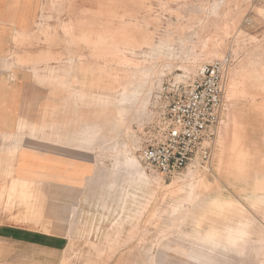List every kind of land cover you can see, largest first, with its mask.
Here are the masks:
<instances>
[{"label":"rangeland","instance_id":"1","mask_svg":"<svg viewBox=\"0 0 264 264\" xmlns=\"http://www.w3.org/2000/svg\"><path fill=\"white\" fill-rule=\"evenodd\" d=\"M70 24L71 35L63 30ZM103 33L113 36V42L103 40L99 36ZM19 44L13 56L41 59L32 64L40 84L57 82L73 97L84 93L91 100L90 93L99 91L101 98L113 99L89 101L99 108L86 115L90 126L84 130L73 127L80 124L78 117L71 124L52 125L58 129L55 144L82 149L99 174L88 180L96 184V197H90L94 206L76 216L68 264H152V260L153 264H264V0H43L35 29ZM212 47H219V56L208 54ZM228 55L234 64L213 131L210 164L189 166L170 178L148 169L140 151L168 103L167 88ZM65 60L81 62L78 69L68 71L73 77L82 74L75 84L39 76V66H44V73H57L60 70L51 69L49 62L65 67L60 63ZM244 64H251L257 76L246 90L238 87L229 98L231 73ZM18 65L30 63L22 60ZM124 91L142 94L134 105H122L115 99ZM120 113L127 114L126 121ZM47 127L42 119L31 132ZM28 145L38 144L29 140ZM127 157H135L151 177L148 191L153 196L140 213L128 199L126 208L116 213L123 210L124 216L118 218L102 205L103 200L112 201L109 179L122 173ZM12 184L13 179L7 191ZM121 184L135 192L126 178ZM36 194L43 196L42 188L34 189L24 203L17 196L27 214L31 202L32 207L36 204ZM99 198L103 200L95 208ZM131 208L133 216L127 219ZM230 227L244 233L233 252L198 243L211 230L226 232ZM192 249L202 263L190 259Z\"/></svg>","mask_w":264,"mask_h":264},{"label":"crops","instance_id":"2","mask_svg":"<svg viewBox=\"0 0 264 264\" xmlns=\"http://www.w3.org/2000/svg\"><path fill=\"white\" fill-rule=\"evenodd\" d=\"M42 6L43 0H0V264H68L71 212L96 172V166L82 149L55 144L58 129L52 125L71 124L78 117L80 124L73 127L84 130L90 126L86 115L99 107L77 100L57 82L40 84L33 71V65L41 60L37 56H13L20 40L25 42L35 29ZM63 30L71 35L72 24ZM105 34L99 36L108 44L113 42V36ZM22 60L30 65H18ZM49 63L53 65L49 66L51 69L60 71L44 73V66H39V76L71 80L74 84L82 79V74H68L69 70L78 69L80 61L60 62L65 67L57 66L59 62ZM70 64L74 66L68 67ZM238 71V84L246 90L257 71L251 64H244ZM42 119L49 127L31 132ZM22 120L25 127L20 129ZM29 140L38 145L29 146ZM12 179L34 182L36 190L42 186L44 200L39 223L30 221L26 206L18 199L11 211L5 210L8 198L3 193ZM195 255L196 250L192 249L190 259Z\"/></svg>","mask_w":264,"mask_h":264},{"label":"built area","instance_id":"3","mask_svg":"<svg viewBox=\"0 0 264 264\" xmlns=\"http://www.w3.org/2000/svg\"><path fill=\"white\" fill-rule=\"evenodd\" d=\"M234 64L228 55L201 66L188 80L173 81L161 119L140 151L141 162L163 177L180 175L189 166L212 161L214 128L220 121L227 76Z\"/></svg>","mask_w":264,"mask_h":264},{"label":"bare ground","instance_id":"4","mask_svg":"<svg viewBox=\"0 0 264 264\" xmlns=\"http://www.w3.org/2000/svg\"><path fill=\"white\" fill-rule=\"evenodd\" d=\"M219 50H220L219 47L217 48L212 47L211 50H208V54L212 56L213 55L219 56ZM239 71L236 70L231 73V79H230L229 88H228L229 98H231L236 92V90L238 89V87H240L238 84V80L236 79V77L239 76ZM93 93L94 92L90 93L91 98L92 96H94V98L91 100H88L86 94L84 93L83 94L77 93L75 97H77V100H80V101H82V99L84 98V100L94 101L95 103H99V104L100 102L111 103L113 100L110 96L101 98L99 91L98 92L96 91L95 95H93ZM141 94H142V91H137V92L124 91L120 95V97H118V99H115V100L122 105L123 104L134 105L136 101H138V99L140 98ZM126 115H127L126 113H120L119 116L122 119V121H126ZM95 176H99V174L97 173V169L95 172ZM123 177L126 178V181L130 182L135 187L134 193H129L127 190H125L122 187L123 185L121 184V179H123ZM36 185L37 184L34 182L13 179V184L10 190L7 191L5 188L4 193H3V197L7 196L8 198V202L6 204L5 210L11 211L18 197L22 200V203L26 202L28 197L30 196L32 197L34 189L36 190ZM95 185L96 184H94V182H91V184H88L89 187H87L86 192L83 193L81 201L78 203L76 207L72 209L71 217H70L72 226H71L70 233H73L76 216L80 212L82 213V215H85L86 213L85 208L86 207L91 208L94 206V203L93 201H91L90 197L95 196L96 194V192L94 191ZM149 186H151V177L142 168L141 163L135 157H130V158L127 157L124 161V168L122 170V173L120 175L113 174V176L109 179V188L110 190L113 191L112 201L110 203H107V201L103 200V198H101V200L99 198V200L97 199V205H95V208H98L99 203L103 200L104 202L102 205L103 208L108 207L109 210L113 209L114 211L112 212L114 216L117 215L118 218H122V216H124V214L122 215V213H124L122 212L123 210H121V213H119V215L116 213L118 209H125L126 206L128 205L127 204L128 199L131 198L132 204L138 206V210L135 213H138V212L140 213L141 209L144 208L145 204L149 201L150 197L153 196V193L148 191ZM41 188L42 186L40 187V189ZM36 195H38L37 200L35 201L36 204L32 207V202H31V205L28 211V215H30L29 216L30 221L34 220L35 224L40 222L41 211H42L43 200H44V197L41 194H36ZM132 213H133V210L131 208L130 214H128L126 218L130 219L131 216H133ZM135 213H134V216H135ZM103 217L107 219V216L103 215ZM27 219L28 218H26L25 221H27ZM103 221L101 219V221H99V225ZM117 224L118 223L116 222L113 225H117ZM97 230L99 231L100 227H98ZM202 236L201 237L199 236L200 240L198 239V243L204 242L209 247H211V249L213 250L233 252L234 247H236L238 243L241 242L242 239L244 238V233L239 229L234 230L230 227L226 230V232H221V230L219 229H213L210 232L206 233V235H202ZM207 251L210 252L209 250ZM192 259L193 260L195 259L196 261V258L193 257ZM148 260L151 261L150 258ZM152 262L153 260L151 261V263Z\"/></svg>","mask_w":264,"mask_h":264}]
</instances>
